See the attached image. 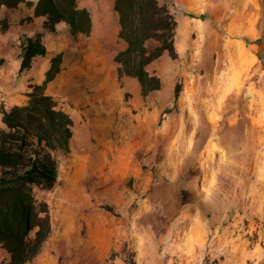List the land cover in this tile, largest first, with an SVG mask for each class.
I'll use <instances>...</instances> for the list:
<instances>
[{
	"label": "rangeland",
	"instance_id": "374dc122",
	"mask_svg": "<svg viewBox=\"0 0 264 264\" xmlns=\"http://www.w3.org/2000/svg\"><path fill=\"white\" fill-rule=\"evenodd\" d=\"M38 1L0 10V146L16 132L4 114L31 105L57 55L45 94L72 135L66 149L8 137L7 147L58 164L52 187L33 186L51 230L29 264H264V0L187 12L178 56L148 67L161 88L147 95L137 78L118 77L112 44L36 17ZM78 6L101 18L106 4ZM31 36L48 54L20 73ZM9 260L0 246V264Z\"/></svg>",
	"mask_w": 264,
	"mask_h": 264
},
{
	"label": "trees",
	"instance_id": "16d2710c",
	"mask_svg": "<svg viewBox=\"0 0 264 264\" xmlns=\"http://www.w3.org/2000/svg\"><path fill=\"white\" fill-rule=\"evenodd\" d=\"M26 1L0 0V10L3 7L17 9ZM114 1L120 22L119 38L125 44L115 55L118 77L137 78L143 95L159 90L161 79L148 67L166 52L173 58L178 56V22L172 6L160 0ZM34 12L36 17H46L53 25L66 23L74 39L92 32L91 14L78 6V0H39ZM47 54L40 38L28 37L22 45L20 73L30 70L36 58ZM62 61V55L51 59L44 83L35 85L29 94L31 105L15 107L4 114L7 126L16 129L14 134H3L0 146V246L10 253L7 264L31 263L50 234L47 209L42 217L33 186L52 187L56 183L57 161L50 153L35 157L24 150L23 144L7 147L6 143L10 136L23 139L32 134L50 148L59 147L56 140L62 148H68L72 119L64 111L57 110L53 98L45 94L46 85L59 74ZM35 229V239L30 243L28 238Z\"/></svg>",
	"mask_w": 264,
	"mask_h": 264
},
{
	"label": "crops",
	"instance_id": "0c3cea01",
	"mask_svg": "<svg viewBox=\"0 0 264 264\" xmlns=\"http://www.w3.org/2000/svg\"><path fill=\"white\" fill-rule=\"evenodd\" d=\"M104 1L106 4V7L104 8V12L102 13L101 18L94 15V12L91 8L86 7L87 10L91 14L92 18V32L89 36L84 37H93L96 38H105V40L112 44V48H110L111 53H115L120 49H123L125 47V44L121 41L119 38V32H120V22H119V16L115 10V1L114 0H100ZM163 3H167L172 6L173 11L175 12V16L178 22L186 20L185 16H187V12L191 13H205L209 12L212 14L213 11V4L215 0H160ZM220 1V3H228L229 0H217ZM236 1L237 4H240L243 6L246 3H249V0H233ZM217 3V2H215ZM231 3V1H230ZM241 16H249L246 12L242 11ZM102 23V24H101ZM178 28V27H177ZM108 44V45H109ZM117 46V48H113ZM112 60H115V56ZM21 63V62H20ZM115 64L116 61H113ZM116 69L118 68V65L116 63L115 65ZM130 78V77H129Z\"/></svg>",
	"mask_w": 264,
	"mask_h": 264
}]
</instances>
